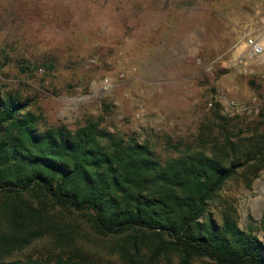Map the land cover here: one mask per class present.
Returning <instances> with one entry per match:
<instances>
[{
	"label": "rangeland",
	"instance_id": "rangeland-1",
	"mask_svg": "<svg viewBox=\"0 0 264 264\" xmlns=\"http://www.w3.org/2000/svg\"><path fill=\"white\" fill-rule=\"evenodd\" d=\"M261 20L264 0H0V91L28 101L40 128L99 121L166 159L168 140L193 141L215 103L226 115L258 114L264 55L248 58L243 38ZM221 199L264 242V172L250 189L227 182ZM73 229L91 258L122 264L117 241ZM49 253L41 239L12 258Z\"/></svg>",
	"mask_w": 264,
	"mask_h": 264
},
{
	"label": "trees",
	"instance_id": "trees-1",
	"mask_svg": "<svg viewBox=\"0 0 264 264\" xmlns=\"http://www.w3.org/2000/svg\"><path fill=\"white\" fill-rule=\"evenodd\" d=\"M29 105L0 91V264H116L76 246L81 225L117 241L122 264H264V242L221 199L227 182L250 189L264 172V105L249 118L215 103L193 141L168 140L166 159L99 121L40 128ZM41 239L49 256L12 258Z\"/></svg>",
	"mask_w": 264,
	"mask_h": 264
},
{
	"label": "built area",
	"instance_id": "built-area-1",
	"mask_svg": "<svg viewBox=\"0 0 264 264\" xmlns=\"http://www.w3.org/2000/svg\"><path fill=\"white\" fill-rule=\"evenodd\" d=\"M262 22V20H261ZM243 44L248 58H258L264 55V23L258 30H251L244 34Z\"/></svg>",
	"mask_w": 264,
	"mask_h": 264
}]
</instances>
